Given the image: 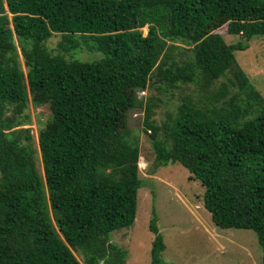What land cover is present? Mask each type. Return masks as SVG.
<instances>
[{
	"label": "trees",
	"instance_id": "1",
	"mask_svg": "<svg viewBox=\"0 0 264 264\" xmlns=\"http://www.w3.org/2000/svg\"><path fill=\"white\" fill-rule=\"evenodd\" d=\"M224 27L241 39L226 44ZM254 37H264V0H0V264H80L74 252L84 264H126L110 238L134 225L143 187L127 115L156 80L210 94L162 126L146 105L155 164L187 169L213 223L252 230L264 253V99L235 57ZM179 45L193 58L177 61ZM82 46L103 58L67 59ZM30 103L51 111L38 132L43 174L25 128ZM157 223L154 212L151 264H171Z\"/></svg>",
	"mask_w": 264,
	"mask_h": 264
},
{
	"label": "rangeland",
	"instance_id": "2",
	"mask_svg": "<svg viewBox=\"0 0 264 264\" xmlns=\"http://www.w3.org/2000/svg\"><path fill=\"white\" fill-rule=\"evenodd\" d=\"M142 31L147 35L148 28ZM218 33L223 35L228 45L241 39L229 36L225 27ZM61 40V35L54 34L47 41V48L52 56L59 54L58 46ZM179 47L184 52L174 53L177 61L193 58L191 48L182 45ZM89 49L82 46L81 50L67 54V59L94 62L103 58L102 53L91 52ZM235 57L251 85L264 99V37H254L250 48L235 52ZM21 61L23 64L22 57ZM22 69L27 74L28 70L24 65ZM232 76L233 73L228 72L211 90L217 91L221 84ZM154 83L145 90V95L137 93L142 106L131 110L127 115L132 139L137 140L140 147L139 175L143 180V187L138 191L136 221L132 227L111 234V243L126 253V264H151L152 243L155 237L150 231V223L155 212L158 217L157 225L166 245L163 259L168 263L264 264V253L255 232L220 229L213 223L211 214L203 203L205 189L200 182L194 180L187 169L178 163L159 167L155 164L152 134L144 128L146 105L153 106V120L156 125L162 126L164 122H169V118L174 117L187 101L208 104L206 97L210 93L203 87L191 84H180L178 88L169 90L159 80ZM242 91L239 88H231L230 96ZM249 103L246 117L252 118L257 103L252 99ZM26 114L30 116L31 122L25 128L32 130L37 167L43 174L38 132L51 118V111L48 106L36 107L30 103ZM135 115H138L137 118ZM160 136L162 137V134ZM74 253L80 264H84L80 253Z\"/></svg>",
	"mask_w": 264,
	"mask_h": 264
},
{
	"label": "built area",
	"instance_id": "3",
	"mask_svg": "<svg viewBox=\"0 0 264 264\" xmlns=\"http://www.w3.org/2000/svg\"><path fill=\"white\" fill-rule=\"evenodd\" d=\"M141 93H144V95H145V91H143V92H141ZM144 95H143V96H144ZM137 116H138V115H135V118H137Z\"/></svg>",
	"mask_w": 264,
	"mask_h": 264
}]
</instances>
